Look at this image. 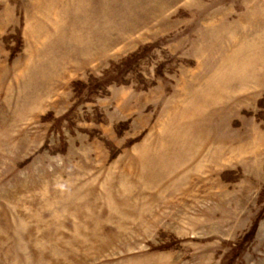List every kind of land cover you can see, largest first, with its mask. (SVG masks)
Listing matches in <instances>:
<instances>
[{"label":"rangeland","instance_id":"1","mask_svg":"<svg viewBox=\"0 0 264 264\" xmlns=\"http://www.w3.org/2000/svg\"><path fill=\"white\" fill-rule=\"evenodd\" d=\"M0 264H264V0H0Z\"/></svg>","mask_w":264,"mask_h":264}]
</instances>
